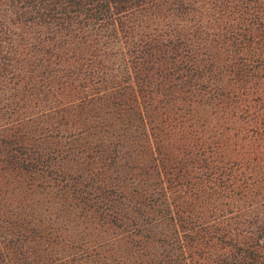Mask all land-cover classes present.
<instances>
[{
	"label": "trees",
	"instance_id": "16d2710c",
	"mask_svg": "<svg viewBox=\"0 0 264 264\" xmlns=\"http://www.w3.org/2000/svg\"><path fill=\"white\" fill-rule=\"evenodd\" d=\"M0 264H264V0H0Z\"/></svg>",
	"mask_w": 264,
	"mask_h": 264
},
{
	"label": "rangeland",
	"instance_id": "374dc122",
	"mask_svg": "<svg viewBox=\"0 0 264 264\" xmlns=\"http://www.w3.org/2000/svg\"><path fill=\"white\" fill-rule=\"evenodd\" d=\"M89 231V233L87 234L90 238H92V237H95L94 235H91L90 233L92 232V227H88L87 229H85V231L84 232H88Z\"/></svg>",
	"mask_w": 264,
	"mask_h": 264
}]
</instances>
